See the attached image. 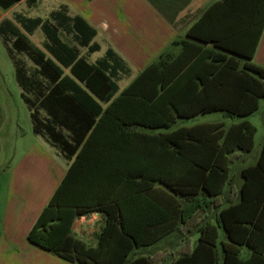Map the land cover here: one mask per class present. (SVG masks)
I'll return each mask as SVG.
<instances>
[{"label": "trees", "instance_id": "trees-1", "mask_svg": "<svg viewBox=\"0 0 264 264\" xmlns=\"http://www.w3.org/2000/svg\"><path fill=\"white\" fill-rule=\"evenodd\" d=\"M19 1L0 0V7ZM39 28L45 50L28 36ZM263 29L264 0H218L189 28L192 41L182 42V54L171 62L162 57L116 96L129 68L111 49L95 62L81 54L79 46L90 54L100 49L83 16L61 5L46 18L16 13L4 19L0 36L33 132L73 159L28 240L77 264H161L157 255L130 256L180 223L198 220L200 210L221 205L230 186L231 204L218 212L219 225H202L192 253L171 264H219L218 226L228 238L222 264H264V143L256 163L242 169L241 186L231 179L239 154L255 146L257 127L248 117L264 98V67L252 61ZM23 53L32 70L18 57ZM216 112L240 121L155 132ZM92 212L105 216L96 246L73 234L76 218Z\"/></svg>", "mask_w": 264, "mask_h": 264}, {"label": "crops", "instance_id": "crops-1", "mask_svg": "<svg viewBox=\"0 0 264 264\" xmlns=\"http://www.w3.org/2000/svg\"><path fill=\"white\" fill-rule=\"evenodd\" d=\"M24 1L26 0H21L9 9H4V13L0 15V23L4 19L13 20L16 13H21L16 11V7ZM65 1L69 15L83 16L96 29L97 34L93 42L99 44L100 49L92 54L102 51L104 56L107 50L111 49L129 68V73L123 75L118 81L119 91L116 94L118 96L146 68L158 63L162 57L171 62L182 54L184 49L182 42L192 41L187 37L189 28L201 18L211 4L218 0ZM158 6H161L164 12L173 15L174 19L170 21ZM53 10L56 8L52 9L48 15ZM11 12L12 15L10 16L9 13ZM99 58L101 57L95 58L93 62ZM252 61L264 67V29ZM103 106L106 107L107 104H103ZM161 130L168 129H158L155 132ZM44 139L51 148L55 149L56 158L40 146L45 154L23 159L20 164L21 167L17 172L16 170L12 172L3 195H0V264H77L44 250L28 240V235L34 224L48 205L73 162V159L64 157L56 147L51 145L46 138ZM250 153H240L236 159L240 165L238 166L239 183L235 185L236 188L242 184V169L255 164L260 154L259 152L256 156L255 163L248 164L246 161ZM231 179L233 183L232 172ZM229 187L221 196V205L210 206L204 211L200 210L198 220L180 223L172 233L149 246L150 248L146 249L144 254L157 255L161 257V264H171L180 256L192 253L198 244L201 226L207 223L219 225L217 222L218 212L231 204L230 199H228ZM104 225V214L99 212L88 213L76 218L73 224V234L88 245L96 246L98 243L97 234L100 233ZM218 232L217 249L220 258L219 264H222V242H228V238L221 226H218ZM240 249L241 257L248 259L251 255L248 247L242 246ZM139 255H134V257Z\"/></svg>", "mask_w": 264, "mask_h": 264}, {"label": "rangeland", "instance_id": "rangeland-1", "mask_svg": "<svg viewBox=\"0 0 264 264\" xmlns=\"http://www.w3.org/2000/svg\"><path fill=\"white\" fill-rule=\"evenodd\" d=\"M65 0H40L35 6H29L27 1H24L16 11L21 12L26 16H42L47 17L52 9H58L60 5H65ZM4 13V9L0 7V15ZM12 15V12L9 13ZM19 25V24H18ZM20 26V25H19ZM22 29V28H21ZM23 30V29H22ZM24 31V30H23ZM25 32V31H24ZM26 33V32H25ZM29 38L37 46L44 48L46 40L42 29H37L33 34H28ZM63 39L71 45H77L70 34L62 33ZM81 54L86 56L91 62L95 58L102 57L103 52L90 54L87 48L80 47ZM18 57L32 70L34 68L33 62L26 54H20ZM21 87L16 78L15 66L8 50L0 37V195H3L6 183L9 180L13 171L21 167L23 159L30 157L42 156L45 154L43 148L50 155L56 158V151L51 148L45 139L33 132V123L30 115V110L21 96ZM249 119L257 127L255 136V147L249 154L246 163H255V158L261 150V145L264 142V98L260 101V108ZM240 119H232L226 117L223 113H211L207 115H200L194 119L181 121L179 120L168 130L172 131L181 126H193L199 123L206 122H223L226 126H230ZM42 149H41V147ZM239 162L232 164V173L234 184L239 183ZM150 247H143L136 249L130 257L134 255L144 254L146 249ZM136 253V254H135Z\"/></svg>", "mask_w": 264, "mask_h": 264}]
</instances>
